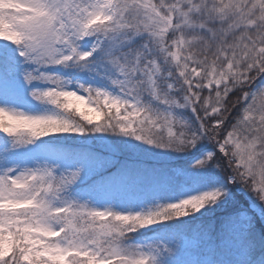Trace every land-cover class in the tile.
Segmentation results:
<instances>
[{"label": "snow or ice", "instance_id": "obj_1", "mask_svg": "<svg viewBox=\"0 0 264 264\" xmlns=\"http://www.w3.org/2000/svg\"><path fill=\"white\" fill-rule=\"evenodd\" d=\"M4 0H0L3 4ZM0 8V41L15 45L19 59L0 52V95H15L34 81L54 87L30 95L78 120L28 115L0 107V132L12 138L3 151L52 134L112 132L159 148L186 151L201 139L215 151L196 162L220 169L218 186L156 210L99 207L74 198L73 185L98 161L85 154H45L33 166L0 171V264H167L183 246L178 237L155 244L128 243L129 234L162 221L229 202L239 185L255 192L264 213V0H10ZM92 40L90 50L80 42ZM116 74L122 95L80 85L42 69L87 68L94 53ZM147 93L162 107L142 99ZM189 109L195 123L177 110ZM258 178V179H257ZM120 182H97L106 193ZM255 209L237 207L229 231L239 243L240 264L255 246Z\"/></svg>", "mask_w": 264, "mask_h": 264}, {"label": "trees", "instance_id": "obj_2", "mask_svg": "<svg viewBox=\"0 0 264 264\" xmlns=\"http://www.w3.org/2000/svg\"><path fill=\"white\" fill-rule=\"evenodd\" d=\"M0 52H8L19 59L18 55L9 49L1 47ZM90 60L95 61V63H90L87 68L59 65V69L63 70L69 78L77 77V80L89 75H101L108 81L116 78V74L111 70L110 65L105 63L101 66L99 51L93 57H90ZM31 90L32 85L26 91L18 89L15 96L30 99L32 97L30 95ZM3 98L10 100L9 96L0 95V99ZM142 99L146 104H151L153 107H162L152 100L147 93L143 95ZM33 100L35 99L33 98ZM35 102L51 110L54 115L66 116L75 120L79 119L78 116L72 117L64 113L55 105L38 100H35ZM176 114L181 119L194 125L195 114L189 109L177 110ZM11 142L12 138L0 132V146L10 145ZM122 142L121 134L112 132H87L84 135L76 133L52 134L40 138L33 144L11 151L7 161L0 157V171L6 166H18L17 170H19V167L33 166L34 158L28 155L32 149L44 155L58 152L73 155L85 154L95 158L98 165L90 171H85L82 179L72 186L70 195L74 198L83 199V194L79 193L80 188L89 186L98 177L111 175L114 178L123 180L125 186H127L119 195L120 202H113L111 205L116 210L124 211L156 210L160 205L170 203L172 197L179 192L186 177L185 174L176 175V170L190 171L195 180L211 185L219 184L222 180L220 169L211 161L209 167L196 166V162L203 159L207 155L206 153L215 151L213 143L207 139H201L195 147H192L193 151L190 157L184 156V154L190 151L191 148L186 151H179L183 155L170 160H141L128 154L125 149H120L123 146ZM157 148L164 150L166 153L169 151L171 153L176 152L172 149ZM205 150H208V152H204ZM194 155H200L201 158L192 162L190 158ZM230 191L232 195L227 203L219 206H206L200 213L162 221L140 229L129 234V241L145 239L152 234L168 238L178 237L180 239L186 236L195 241V245L184 249L179 247L176 252L177 255H186V260L191 258L189 264H240L239 243L232 238L228 220L237 207L255 205L259 208V206L251 193L245 192L239 185H236ZM250 235L256 243L248 256L247 264H264V213H261V216L254 214Z\"/></svg>", "mask_w": 264, "mask_h": 264}, {"label": "rangeland", "instance_id": "obj_3", "mask_svg": "<svg viewBox=\"0 0 264 264\" xmlns=\"http://www.w3.org/2000/svg\"><path fill=\"white\" fill-rule=\"evenodd\" d=\"M94 41L92 40H85L80 42V47L82 50H90L92 47V44ZM9 49L10 51L16 53L18 55V52H15L16 46L11 44L10 42H4L0 41V48ZM95 54V53H94ZM93 54V55H94ZM43 71L51 72L55 75H60L63 80L65 81V87L68 90L76 91L77 93L81 95H87L83 89L80 87V85L84 86H92L95 88H101L105 91H108L112 95L120 96L122 93L120 92V88L117 85H113L111 81L105 80L103 76L101 75H89L87 77L81 78L77 80V77L75 78H69V76L64 73L63 70L59 69V65L57 66H50L49 68L42 69ZM117 78V77H116ZM33 88H39V89H45L49 87H54L55 85H52L48 82L44 81H34L32 84ZM30 85H23L19 86L18 89L21 91H26ZM10 100H6V98L0 99V107H8L9 109H15L19 111H23L25 114L28 115H54L51 110L47 109L45 106L40 105L38 102H35L32 97L30 99H24L20 97H16L15 95L9 96ZM32 99V100H31ZM123 140V146L120 147V149H125V151L130 154L131 156L137 157L141 160H170L171 158H175L178 156H181L183 154L179 153V151H176L175 153H171L170 151L166 153L164 150L158 149L155 145L146 144L143 141L136 140L132 136H125L121 135ZM5 147V145L0 146V157H3V151L2 149ZM174 151V150H173ZM193 148L190 149V151L186 152L184 156H191L192 155ZM204 152H208V150H205ZM207 154V153H206ZM29 156H31L34 159H40L44 156L43 153L38 152L34 149L30 150L28 153ZM201 158L200 155H194L190 159H192V162H195L197 159ZM176 175H183L185 181L183 185L181 186L179 192L175 194L170 203H178L182 199L191 198L194 195H198L204 191L210 190L214 186H218L219 184H207L202 183L200 181L195 180L194 175H191L192 173L190 171H181L176 170ZM191 175V176H190ZM121 180L112 177L111 175H103L101 177H98L94 180L93 183H90L89 186H83V188H80L79 193L83 194V198H91V202L99 207L108 206L111 207L112 203L120 202V193L124 191L127 186H125V182L123 184L110 192L106 193H98L96 191H93V186L97 182H104V183H113V182H120ZM221 204H216L212 206H219ZM253 209H255V213L257 216H261L260 209L255 206L251 205ZM204 208H202L199 212L203 211ZM140 211V210H136ZM168 237H163L161 235L152 234L148 236L145 239H137L133 242L128 240V243L134 244V245H149V244H155L158 243L161 240L167 239ZM182 241H184V245L180 247V249L188 248L195 245V241L191 240L190 238L183 236L181 238ZM186 255H177L176 249L174 250V254L171 257H164L163 259L167 261V264H189V261H191V258L186 260ZM194 259V258H193Z\"/></svg>", "mask_w": 264, "mask_h": 264}, {"label": "clouds", "instance_id": "obj_4", "mask_svg": "<svg viewBox=\"0 0 264 264\" xmlns=\"http://www.w3.org/2000/svg\"><path fill=\"white\" fill-rule=\"evenodd\" d=\"M16 7V5H12L11 3H10V0H4V3L3 4H0V8H7V7ZM260 151H264V148H262V149H260ZM262 164H264V161H262ZM258 179V178H257ZM250 193H251V195L255 198V199H257L258 200V202H261V201H259V197L257 196V194L255 193V192H251L250 191Z\"/></svg>", "mask_w": 264, "mask_h": 264}]
</instances>
